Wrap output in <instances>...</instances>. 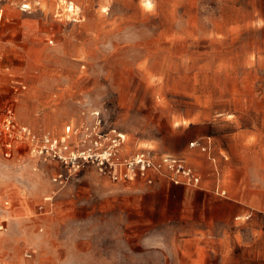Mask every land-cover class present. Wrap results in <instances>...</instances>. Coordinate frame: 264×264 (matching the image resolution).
Returning <instances> with one entry per match:
<instances>
[{"label": "rangeland", "instance_id": "374dc122", "mask_svg": "<svg viewBox=\"0 0 264 264\" xmlns=\"http://www.w3.org/2000/svg\"><path fill=\"white\" fill-rule=\"evenodd\" d=\"M8 109L19 126L49 134L73 157L116 130L126 138L121 162L141 152L173 155L203 180L226 173L264 190V0H0V121ZM207 140L217 169L190 147ZM17 146L6 159L0 143L3 193L21 192L31 211L0 217V264H47L36 262L30 235L14 244L16 220L61 247L79 232L63 227L62 212L85 204L94 211L96 197H125L129 184H173L152 173L151 184L114 183L89 165L61 186L53 178L67 170ZM5 201L10 212L15 204ZM240 237L264 244V215L246 221Z\"/></svg>", "mask_w": 264, "mask_h": 264}, {"label": "crops", "instance_id": "0c3cea01", "mask_svg": "<svg viewBox=\"0 0 264 264\" xmlns=\"http://www.w3.org/2000/svg\"><path fill=\"white\" fill-rule=\"evenodd\" d=\"M15 150L19 152L18 147ZM5 184L0 178V217L27 218L31 210L24 208L22 193L4 194ZM217 186L226 196L215 193ZM125 187L132 192L125 197L112 194L110 201L96 197L94 211L85 204L78 213L62 212L63 227L79 232L70 231L61 247L33 237L18 220L13 222L20 227L13 232L14 244L30 235L36 262L47 264H264V244L240 242L245 222L264 215V190L249 188L246 180L230 181L223 173L215 183L205 177L200 188L167 182L155 188ZM7 199L15 204L10 212ZM52 218L42 220L50 230ZM107 237L109 247L102 245Z\"/></svg>", "mask_w": 264, "mask_h": 264}, {"label": "built area", "instance_id": "2783aa9c", "mask_svg": "<svg viewBox=\"0 0 264 264\" xmlns=\"http://www.w3.org/2000/svg\"><path fill=\"white\" fill-rule=\"evenodd\" d=\"M125 141V136L116 130L111 134L98 133L93 148L84 149L77 157H73L68 152L67 146H62L61 142L53 139L49 134L38 136L29 128L19 126L11 109L6 111L0 121V143L5 158H11L18 144H28L33 148L32 153L37 158L46 163H55L61 169L67 170V173L57 174L53 178V181L61 186L89 165H94L100 175L109 176L114 183L133 182L140 177L145 178L151 184L149 174L152 173L168 179L176 186L184 185L194 188L202 186V175L184 159L177 156L162 155L155 158L151 153L141 152L121 162L118 153ZM190 147L199 148L202 153H207L217 169L216 159L211 158V140H207L205 144L195 141L190 144ZM215 193L219 196H226L219 186L216 187ZM3 229L4 225L0 226V231ZM26 258L30 259L31 255H26Z\"/></svg>", "mask_w": 264, "mask_h": 264}, {"label": "bare ground", "instance_id": "6f19581e", "mask_svg": "<svg viewBox=\"0 0 264 264\" xmlns=\"http://www.w3.org/2000/svg\"><path fill=\"white\" fill-rule=\"evenodd\" d=\"M67 131H68V130H67ZM69 131H71V129H69ZM46 200H51V199L47 198Z\"/></svg>", "mask_w": 264, "mask_h": 264}]
</instances>
